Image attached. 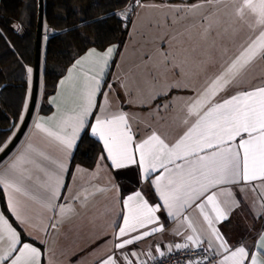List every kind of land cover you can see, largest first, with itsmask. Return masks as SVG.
I'll use <instances>...</instances> for the list:
<instances>
[{"label": "snow or ice", "instance_id": "obj_1", "mask_svg": "<svg viewBox=\"0 0 264 264\" xmlns=\"http://www.w3.org/2000/svg\"><path fill=\"white\" fill-rule=\"evenodd\" d=\"M143 6L141 0H133L130 11ZM229 6L231 11H225ZM170 7L174 13L173 22L189 20L186 31L196 29L198 40L189 43L182 59H178L173 52L162 50V74L165 76L175 73L183 77L185 65L188 64L206 67L213 59V51L222 47L221 42L228 28L232 29L233 34L245 28L256 33L224 70L186 106L184 123L189 127L180 139L170 145L153 132L146 139L137 142L124 113L97 117L95 124L89 125L88 121L95 107L94 96L102 87L101 79L95 78L92 81L95 86L88 85L78 107L55 129L44 127L40 122L36 123L35 129L55 142L60 152L67 157L75 148L81 132L90 127L91 135L103 142L107 159L114 169L136 165L139 178L145 181L153 173L160 172L152 183L161 203L150 205L139 191L121 201L123 226L118 228V242L114 244V249H125L151 233L162 232L164 225L160 223L156 213L164 210L167 217L181 218L192 233L186 236L185 243L169 246V251L172 248L177 251L196 248L221 257L217 264H264V230L259 234L262 251L259 255H254L243 246L230 248L216 227L229 219L234 205L239 206L233 192L224 186L252 181L264 183V87L241 91L212 102L219 91L234 87L240 75L257 58L264 59V0H198L197 3H182ZM114 15L119 16L121 24L130 19L129 11ZM16 27L19 29V25ZM175 39V36L168 37L169 41ZM113 52L114 48L111 46L103 53L92 49L84 59L95 57L106 68ZM75 63L79 65L81 60ZM27 73L31 80L32 69L28 68ZM71 76L70 71L69 77ZM175 86L181 87V84L176 82ZM237 137L240 138L239 142L233 146ZM6 146L7 142L0 146V151ZM28 151L35 155L22 152L4 173H0V186L28 195L26 183H38L43 189L40 196L42 207L50 211L58 208L60 215L72 212L71 206L55 203L60 199V190L64 187L63 174L67 170L65 160L52 159L31 146ZM42 162H47L48 166ZM34 172L41 173L43 180L40 176L34 177ZM255 189L256 186L253 185V190ZM261 195L264 196V192ZM9 207L13 209L17 219L24 223L19 213L15 212L16 205L11 199ZM193 207L207 225V240L197 234L190 216L186 214ZM261 207L264 208V204ZM148 225L156 227L124 239L133 231ZM51 227H56V224L53 223ZM159 254L164 256V252ZM40 255V251L23 242L20 234L0 215V264H39L37 257ZM131 255L135 256L136 253L132 252ZM123 258L127 259L126 256ZM100 264H122V260L110 255L102 259ZM129 264L133 262L129 261ZM188 264H204V258L189 260ZM208 264H211L210 260Z\"/></svg>", "mask_w": 264, "mask_h": 264}, {"label": "crops", "instance_id": "obj_2", "mask_svg": "<svg viewBox=\"0 0 264 264\" xmlns=\"http://www.w3.org/2000/svg\"><path fill=\"white\" fill-rule=\"evenodd\" d=\"M224 18L227 19V17ZM255 35L256 33L246 28L233 34L232 29L228 28L221 42L222 47L213 51V59L208 64L210 70L207 82L202 77L194 76L187 86H182L184 85L183 77L175 73H169L166 76L162 74V50L175 53L178 59L183 58V52L175 46L124 45L120 50L118 45H113L111 47L114 48V52L108 58L106 68L95 57L84 59L90 50L95 49L92 48L78 59L81 60L79 65L74 63L68 69L66 75L59 81L56 92L45 102L52 109L50 113L41 112L44 104L43 85L46 63V42L43 41L40 93L34 116L20 144L0 165V173H4L22 152L34 156V152L28 151L29 146L36 151L44 152L52 159L65 160L67 170L63 174L64 187L60 190V199L55 203L71 206L73 211L70 213L60 215L58 208L50 211L42 207L40 196L43 189L38 183H26L28 195L15 193L0 186L6 204L5 211L0 195V215H3L20 234L23 242L31 244L40 251L41 255L37 257L39 264H100L102 259L110 255L120 257L122 264H129V261L133 264H146L158 258L159 252H164L165 255L174 251V248L169 251V246L185 243L186 236L192 233L181 218L167 217L166 212L160 210L156 215L160 223L164 225L162 232L151 233L134 241L125 249H114V244L118 242L116 239L118 228L123 226L121 201L139 191L150 205L161 203L159 194L152 183L160 172L153 173L149 180L145 181L139 178L136 165L114 169L104 149L95 167L87 168L77 165L71 171L78 145L88 130L91 135V128L86 127L81 132L75 148L69 156L65 157L55 142L50 141L48 137L35 129L36 123L40 122L44 127L55 129L78 107L88 85L95 86L92 83L95 78L101 79L102 87L94 96L95 107L89 118V125H94L97 117L124 113L135 141L146 139L155 132L171 145L180 139L189 127L184 123L187 116L186 106L196 98L199 91L206 88L210 81L224 70L242 50V46H247L250 38H254ZM148 57H151V60H148ZM193 68L201 67L193 65ZM31 69V80L28 77L29 94L21 123L31 99L33 67ZM70 71L71 77H69ZM202 81L204 83H201ZM176 82L182 84L181 87H176ZM201 84H204V87L198 88L197 86ZM260 87H264V59L257 58L240 75L234 87L219 91L212 102ZM191 122L190 120L189 123ZM20 125L14 131L11 140ZM93 138L100 142L103 148V142L97 137ZM239 139V137L236 138L233 146L239 142ZM42 163L48 166L47 162ZM33 175L40 176L43 180L41 173L34 172ZM253 185L256 186L255 191ZM224 187L233 192L239 206L234 205L229 219L220 222L216 227L230 248L243 246L246 250H251L252 254L259 255L262 251L259 234L264 230V218H261L264 215V208L261 207L264 204V196L261 195L264 192V183L240 182ZM10 199L16 205L15 212L19 213L24 223L17 219L13 209L9 207ZM186 214L190 216L197 234L207 240V225L198 210L193 207ZM53 223L56 227H51ZM153 227L156 225L142 227L125 236L124 239L137 236ZM158 248L159 251H157ZM132 252L136 255L132 256ZM124 256L127 257L126 260Z\"/></svg>", "mask_w": 264, "mask_h": 264}, {"label": "trees", "instance_id": "obj_3", "mask_svg": "<svg viewBox=\"0 0 264 264\" xmlns=\"http://www.w3.org/2000/svg\"><path fill=\"white\" fill-rule=\"evenodd\" d=\"M132 3L133 0H45L42 113L52 111L45 102L56 92L68 69L86 52L92 48L105 51L113 45L120 50L124 47L132 16L121 24L114 14L122 13ZM37 22L38 0H0V146L6 142L8 145L24 115L29 94L27 69L35 61ZM102 151V145L88 130L78 145L71 171L77 165L95 167ZM0 195L6 211L1 190Z\"/></svg>", "mask_w": 264, "mask_h": 264}, {"label": "rangeland", "instance_id": "obj_4", "mask_svg": "<svg viewBox=\"0 0 264 264\" xmlns=\"http://www.w3.org/2000/svg\"><path fill=\"white\" fill-rule=\"evenodd\" d=\"M190 2V3H197ZM143 7H137L135 11H130V7L125 9L129 11V16H132V24L129 30L127 41L124 45L131 46H158L166 45L167 47L175 46L185 53V49L189 47L190 42L198 40V33L196 29L186 31L190 24L189 20H183L174 23L172 16L173 9L170 6L181 5L183 2H165L161 0H141ZM210 7V6H209ZM225 11H231L229 6ZM160 27H157V25ZM175 36V40H168V37ZM208 65L203 68H193L192 64L185 65V75L182 78V83L187 86L190 79L194 76L202 77L206 82L209 77ZM181 78L179 79V81ZM181 83V81H180ZM201 83H204L202 81ZM190 86V85H189ZM188 86V87H189ZM198 88H203L204 84L198 85Z\"/></svg>", "mask_w": 264, "mask_h": 264}, {"label": "water", "instance_id": "obj_5", "mask_svg": "<svg viewBox=\"0 0 264 264\" xmlns=\"http://www.w3.org/2000/svg\"><path fill=\"white\" fill-rule=\"evenodd\" d=\"M44 36H45V0H38V22H37V32H36L35 61L33 66V85H32L31 99L26 115L16 135L3 149V151L0 152V165L13 153V151L20 144L34 116L36 106L38 103L39 93H40Z\"/></svg>", "mask_w": 264, "mask_h": 264}, {"label": "built area", "instance_id": "obj_6", "mask_svg": "<svg viewBox=\"0 0 264 264\" xmlns=\"http://www.w3.org/2000/svg\"><path fill=\"white\" fill-rule=\"evenodd\" d=\"M49 34V33H48ZM201 257L204 258V264H217L220 260L219 256H213L210 252H205L201 249L191 248L183 250H174L164 256H159L153 261L146 264H188L189 260H199Z\"/></svg>", "mask_w": 264, "mask_h": 264}]
</instances>
